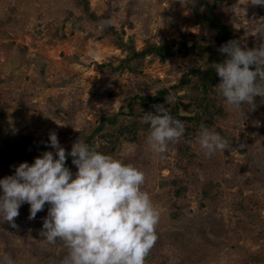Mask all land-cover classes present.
Returning <instances> with one entry per match:
<instances>
[{"label": "rangeland", "instance_id": "rangeland-1", "mask_svg": "<svg viewBox=\"0 0 264 264\" xmlns=\"http://www.w3.org/2000/svg\"><path fill=\"white\" fill-rule=\"evenodd\" d=\"M213 1L215 15L232 32L228 40L233 37L249 49L264 44V5L256 0L206 3ZM197 2L0 0V153L7 139L19 134L55 155L46 143L50 132L57 134L66 159L79 137L100 149L103 136L136 121L147 124L141 117L157 105L150 100L164 92L161 104L170 113L178 115L181 106L193 114L184 117L183 137L159 154L146 144L148 131L139 132L134 143L122 141L108 152L144 171L142 188L160 210L158 239L146 264H264V96L237 108L217 97L215 86L203 93L193 77L177 87L187 69L205 70L226 58L218 50L211 57L214 34L202 22L206 6ZM109 19L113 33L99 27ZM120 38L131 40L136 52L150 45L176 52L183 43L187 49L163 58L148 55L140 72L110 75L101 65L117 68L127 56L117 44ZM215 58L221 61L211 63ZM180 90L183 96L165 102ZM203 98L211 103L205 114L197 107ZM195 116L201 121H191ZM201 124L229 147L206 156L195 142ZM16 166L0 164V178L12 175ZM68 167L76 171L71 163ZM204 187L206 192L209 187L206 196ZM47 208L46 203L30 220L29 205L23 204L15 228L0 220V261L7 253L15 264H61L68 249L40 235Z\"/></svg>", "mask_w": 264, "mask_h": 264}, {"label": "clouds", "instance_id": "clouds-1", "mask_svg": "<svg viewBox=\"0 0 264 264\" xmlns=\"http://www.w3.org/2000/svg\"><path fill=\"white\" fill-rule=\"evenodd\" d=\"M255 4L264 5V0ZM101 20L103 29L111 25ZM226 54L212 67L220 78L215 86L225 104L254 105L264 96V44L242 48L228 41L219 48ZM183 90L170 93L171 104ZM141 119L148 124L146 144L154 153H165L169 143L179 141L185 132L182 120L169 108L154 105ZM195 142L206 156L229 147L218 132L200 125ZM55 152L44 151L33 162H22L12 175L0 178V220L15 228L19 208L29 205L28 219H34L47 203L40 235L50 244L62 242L68 249L61 264H146V257L158 239L156 228L160 210L144 191L145 173L131 163L99 152L79 137L67 153L73 173L66 166V152L57 134L50 132L46 142ZM0 264H15L7 253Z\"/></svg>", "mask_w": 264, "mask_h": 264}, {"label": "trees", "instance_id": "trees-1", "mask_svg": "<svg viewBox=\"0 0 264 264\" xmlns=\"http://www.w3.org/2000/svg\"><path fill=\"white\" fill-rule=\"evenodd\" d=\"M196 2L199 1V3H195L197 6H206L204 8L203 16H202V22L206 24V28L210 29V31L214 34V36L211 39L212 43H215V49H210L209 52L211 53V57H213V52L218 53L217 50L219 51V48L227 43L228 41L234 40L233 37L232 39L228 40L229 35H231V31L229 28L222 24L221 20L215 15L214 9H215V2L209 3L210 5H207L208 0H195ZM201 24H203L201 21H199ZM107 31L110 33H113V29L111 27L108 28V26L104 27ZM221 34V38L218 37V35ZM117 44L122 47L126 52L127 56L125 59H123L117 68L111 67L109 64H104L101 65V67H106L108 68L110 75H113L117 72H121L125 69H129L134 73L140 72L139 67L143 61V58H145L148 55L152 56H158L160 58H163L164 56H171L176 52H181L182 49H187V46L185 43L181 44L179 47L178 51H173L171 47H156L154 45H150L146 49L136 52L135 49L133 48L132 41L129 40L127 42H124L121 38L117 41ZM204 48V47H203ZM208 49V48H207ZM221 61V59L215 58L213 62H218ZM186 75H183L182 78L180 79L177 87H183L187 84H189L190 79L187 77H193L197 81H199V87L203 89V93H207L209 91H213V87L216 86L219 83L220 78L216 75L214 68L211 67V65L208 67V69L201 70L199 67H194L192 69H187ZM212 93V92H211ZM217 94V93H216ZM165 93L161 92L159 98L155 99H149L150 101H154L155 104L160 105L163 103V98H164ZM217 97L220 98L218 95ZM162 100V101H161ZM204 102H208L210 100H205L203 98ZM203 101L199 104L198 106H201L203 109V114L208 110V108L211 106V103H206L205 106H203ZM162 105V104H161ZM155 112V111H154ZM153 112V113H154ZM207 112H210L207 111ZM175 118L180 119L182 121L187 120L184 117H179L176 114H172ZM211 116V115H209ZM206 117V116H205ZM210 119V118H209ZM191 121L199 122L201 121V116H195ZM111 124L115 123V119L109 120ZM148 124H143L140 122H135L133 125L130 126H125L123 129L119 130V132L116 135H105L102 137L103 139V146L100 149H96L99 152L108 154V152H112L114 150L115 146H117L120 142L122 141H127L128 143H134L136 141V135L139 132H146L148 131ZM102 129V124L99 126L97 131ZM13 142H16L18 144V147H13L11 144ZM37 142L35 139L31 137H23L20 136L19 134L12 135L10 138L7 139L6 146L1 150L0 153V164H3L4 166H16L19 165L22 162H28L31 163L33 162L34 158L39 156L42 152L44 151H49L46 147L43 148L41 146H37ZM31 147L33 149L32 153H27V148ZM55 158V155H54ZM71 157L69 159H66V166H69L71 163ZM206 187H204V190ZM209 187H207V192L205 190V196L208 193Z\"/></svg>", "mask_w": 264, "mask_h": 264}, {"label": "water", "instance_id": "water-1", "mask_svg": "<svg viewBox=\"0 0 264 264\" xmlns=\"http://www.w3.org/2000/svg\"><path fill=\"white\" fill-rule=\"evenodd\" d=\"M178 115L179 117H192L193 114H189L183 110L181 106L178 107Z\"/></svg>", "mask_w": 264, "mask_h": 264}]
</instances>
